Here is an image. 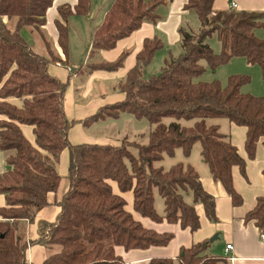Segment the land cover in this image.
Instances as JSON below:
<instances>
[{
  "label": "trees",
  "instance_id": "trees-1",
  "mask_svg": "<svg viewBox=\"0 0 264 264\" xmlns=\"http://www.w3.org/2000/svg\"><path fill=\"white\" fill-rule=\"evenodd\" d=\"M54 1L0 0V149L8 152V169L0 173V193L5 195V205L0 206V264H28L27 249L35 243L52 249L41 264H129L117 254V246L131 250L168 245L174 234L145 226L110 181L116 182L121 192L132 191L134 211L154 222L166 220L196 231L201 226L198 203L203 204L209 220L217 221L216 197L204 188L193 165L179 162L169 169L153 165L164 155H173L177 148L189 156L196 142L201 145L200 153L212 178L223 185L234 206L241 205L244 198L235 188L233 167L238 166L245 174L247 160L221 132L220 125L208 120L227 118L244 126L245 151L253 159L258 143L264 145V95L242 91L250 81L247 74H232L225 85L217 79H196L205 71L202 60L216 69L239 56L264 72V38L255 33V29L264 27V13L216 9L215 0H187L185 9L197 14L201 26L197 31L179 28L182 53L165 59L158 74L145 78L143 68L164 46L158 37L145 38L134 66L116 86L125 94L124 99L77 120L69 119L64 108L70 80L63 81L49 72L52 63L69 64L43 29ZM90 1L77 0L74 6L63 4L58 8L59 45L66 56L68 19L73 14L88 15ZM165 2L113 0L93 33L87 62L72 67L69 78L121 68L129 50L113 61L101 58V51L116 47L143 22L157 23V7ZM27 27L37 31L45 53L35 51L24 37ZM213 34L221 43L219 52L207 42ZM14 99L21 103L16 104ZM124 112L154 125L146 143L127 136L119 144L70 141L69 129L76 123L90 125L118 118ZM165 117L176 120L166 124ZM182 118L195 122L184 125L179 122ZM22 124L32 126L34 142L24 134ZM65 149L69 152V188L60 202V214L56 222H40V236L30 240L22 228L26 230L27 223L48 205V194L59 187L62 175L58 164ZM154 188L164 199V214L155 207ZM187 195L192 202L186 200ZM245 220L264 232V196L258 197ZM209 245V240H203L183 247L176 258L154 257L149 264L226 261L222 255L208 254Z\"/></svg>",
  "mask_w": 264,
  "mask_h": 264
},
{
  "label": "crops",
  "instance_id": "crops-1",
  "mask_svg": "<svg viewBox=\"0 0 264 264\" xmlns=\"http://www.w3.org/2000/svg\"><path fill=\"white\" fill-rule=\"evenodd\" d=\"M112 1L113 0H91L88 15L73 14L69 17V37L71 23L74 21L83 22V27L80 28L82 30L85 29V25H89L88 30L91 31L90 48L84 60L79 64L71 63V59H73V55L70 53L71 41L69 42L68 56L63 53L59 45V32L56 26V19H61L58 11L59 6L63 4L74 6L77 0H55L47 11L46 23L43 29L53 42L59 55L69 62L68 65L57 62L49 66L51 75L57 76L63 81L70 80L69 86L65 91L64 106L65 113L69 119L83 120L94 114L100 107L123 100L125 97L124 93L119 91L117 93L113 91L107 93L100 87H103V83H108V81L116 79L120 80L125 77L127 71L134 66L136 55L141 50L145 38H160L164 44L162 48L167 45L165 38H167L169 45L181 42L179 28L181 26H188V22L192 20L191 15L195 13L185 9L187 0H166L165 3L157 7V12L160 16L157 23L145 21L142 26L135 30L130 36L120 39L116 47L101 51V58L113 61L121 52L129 50L130 54L127 56L121 68L116 71L96 70L89 76L80 75L69 78V72L72 67H77L87 62L92 46L93 33L102 24ZM233 2L237 3L236 10L238 11L246 10L264 13V0H215L214 7L216 9H231ZM255 33L259 37L264 38V27H258L255 29ZM251 65L260 68L259 70H255L257 77L259 76V80L256 79L255 87L248 88V91L245 93L262 96L264 95V72L259 65ZM255 72L252 73L253 77H255ZM79 100L83 101L84 104L78 103L77 101ZM13 102L16 104L21 103L18 99H14ZM0 118H2L1 114ZM95 123L86 125L79 122L73 125L69 129L70 141L72 143L90 142L119 144L125 136L129 138H138L143 134L142 132H136L133 134V137L128 134L123 136L121 134H119V136H109L100 133L94 134L89 132V129L92 128ZM231 125V141L238 147L239 153L247 160L245 174L240 171L238 166L233 167L235 188L243 196L244 202L239 206H234L231 197L228 195L223 185L220 182H215L211 173L209 175L207 174L205 179L201 178V181L204 188L216 197V214L218 220H209L203 204L198 203L196 205V210L200 217L201 226L196 231H191L189 228H182L179 223H169L166 220L157 223L147 217H142L133 209V192H121L119 188H116V190L114 189L115 192L126 198L128 202L127 208L133 212L135 217L140 219L145 226L159 232H171L174 234L173 239L166 246H152L147 249L131 250H126L124 247L117 246L116 252L118 255L122 256L125 262L129 264H149L151 258L154 257L176 258L183 247H189L194 243L209 240V237L216 233L218 240L210 243L207 253L210 255L224 256L226 261H222L219 264H264V232L260 230L254 222H247L245 220L246 213L256 205L258 197L264 196V145L262 142H259L255 158L249 159L245 151L246 128L234 123ZM21 127L27 138L34 142L35 136L32 126L22 124ZM111 138H117L118 141L110 142ZM7 154V151L0 149V173L8 169L6 163ZM68 164L69 152L68 149H65L61 153L58 164L59 173L62 175L60 185L56 191H52L48 194V205L37 212L33 222L27 223L26 231L28 239L35 240L40 236V222L57 221L61 211L60 202L69 188V179L67 178ZM4 205L5 195L0 193V206ZM230 243L232 244V248L226 250L227 244ZM43 246V244L35 243L28 247V264L29 261L31 264H41L46 259L47 256Z\"/></svg>",
  "mask_w": 264,
  "mask_h": 264
},
{
  "label": "rangeland",
  "instance_id": "rangeland-1",
  "mask_svg": "<svg viewBox=\"0 0 264 264\" xmlns=\"http://www.w3.org/2000/svg\"><path fill=\"white\" fill-rule=\"evenodd\" d=\"M192 20L188 23L189 25L186 28L190 31H197L199 30L200 20L196 13H193ZM83 27L82 21H74L71 23L70 28V37L69 42L71 41V55H73V59H71V63L79 64L81 61L84 60L86 54L90 48V41H91V31L89 29V25H85V29H80ZM23 35L33 47L35 51L38 53H45V44L42 41L41 37L31 28H25L23 30ZM166 44L164 48L159 49L153 60L143 68V75L145 78H148L151 75L158 74L165 65V59L170 58V56L176 57L183 51L182 43L179 42L177 44L169 45L167 38H165ZM207 42L211 45L215 52L220 51V41L217 37V34H213L211 37L207 39ZM201 63L205 66L204 73L197 78L196 80H203V81H213V79L220 80L221 83L224 85L227 83L228 77L232 74H247L250 76V81L246 83L242 91L247 92L248 88L255 87L256 79L259 80V76L255 70H259L258 66H253L249 64L245 57H237L233 58L229 62L218 66L216 69L211 68L205 60H202ZM254 68V69H253ZM255 72V77L252 76V73ZM119 80H111L108 83H103V87H100L105 92L114 93L118 92L117 84ZM99 90V89H98ZM259 95V94H257ZM74 97V96H73ZM80 104H84L83 101H77ZM176 119L173 117H165L163 118V123H170L175 121ZM180 123L184 125H191L195 122V119H180ZM208 122L210 124H219L221 132L228 135V139L232 138L231 132V122L227 118H213L209 119ZM154 127L147 119H137L133 115L129 113H121L118 118H109L104 121H97L92 128L89 129V132L97 134H105V135H118L121 134L122 136L125 134L130 135L133 137L136 132L144 133V136H139L138 138H130L133 140H137L140 143L147 142V134L149 131ZM88 130V129H87ZM118 141L117 138H111L110 142ZM201 145L199 142H196L193 145L192 152L189 156H186L182 148H177L173 155H164L161 160L155 161L153 163L154 166H162L165 169H169L172 165L177 164L179 162H184L186 164L193 165L197 171L199 172L201 178L205 179L206 175L210 174L209 165L203 160L201 156ZM111 184L114 186V189L118 188L117 184L114 181H110ZM216 182V181H215ZM154 198H155V207L160 214H164V199L158 193L157 189L154 188ZM188 202H192L191 196L185 197ZM22 230L26 233L27 231L22 228ZM217 234L214 233L211 237H209L210 243L217 241ZM213 240L211 241V239ZM45 249L46 256H48L52 249L43 246ZM218 251V250H216ZM29 264L30 261H29Z\"/></svg>",
  "mask_w": 264,
  "mask_h": 264
},
{
  "label": "built area",
  "instance_id": "built-area-1",
  "mask_svg": "<svg viewBox=\"0 0 264 264\" xmlns=\"http://www.w3.org/2000/svg\"><path fill=\"white\" fill-rule=\"evenodd\" d=\"M232 8H237V3H235V2H233L232 3ZM232 248V244L230 243V244H227V246H226V250H229V249H231Z\"/></svg>",
  "mask_w": 264,
  "mask_h": 264
},
{
  "label": "water",
  "instance_id": "water-1",
  "mask_svg": "<svg viewBox=\"0 0 264 264\" xmlns=\"http://www.w3.org/2000/svg\"><path fill=\"white\" fill-rule=\"evenodd\" d=\"M213 240V238L211 239V241Z\"/></svg>",
  "mask_w": 264,
  "mask_h": 264
}]
</instances>
